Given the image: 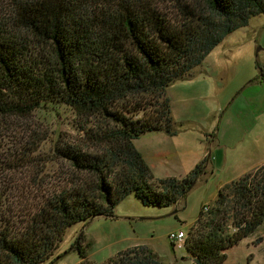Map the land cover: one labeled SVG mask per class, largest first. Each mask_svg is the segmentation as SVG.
I'll return each mask as SVG.
<instances>
[{
    "label": "trees",
    "instance_id": "16d2710c",
    "mask_svg": "<svg viewBox=\"0 0 264 264\" xmlns=\"http://www.w3.org/2000/svg\"><path fill=\"white\" fill-rule=\"evenodd\" d=\"M261 14L264 0H0V125L62 108L80 118L77 136L31 129L16 149L0 138V264H52L69 227L113 217L129 194L145 206L182 200L208 157L184 177H155L134 140L173 134L167 86L193 77L229 33ZM44 139L68 168L50 183L32 175L28 190L14 176ZM231 184L186 231L194 264H227L226 249L264 222V163ZM231 194L235 223L226 232ZM80 240L71 245L80 264H93ZM101 264L164 262L139 245Z\"/></svg>",
    "mask_w": 264,
    "mask_h": 264
},
{
    "label": "rangeland",
    "instance_id": "374dc122",
    "mask_svg": "<svg viewBox=\"0 0 264 264\" xmlns=\"http://www.w3.org/2000/svg\"><path fill=\"white\" fill-rule=\"evenodd\" d=\"M166 94L175 132H145L134 140L135 146L155 177H184L207 156L204 172L177 204L145 206L129 194L114 207L113 217L96 216L72 225L52 264H80V255L71 245L81 234V244L93 264L139 245L152 249L164 264H194L185 247L172 246L168 234L187 231L203 205H214L219 190L226 191L241 175L254 172L264 163V15L251 17L247 25L229 33L195 68L193 77L169 84ZM79 119L67 108L58 113L37 112L31 118H14L0 125V138L4 148L16 149V144L21 147L27 141L31 129L43 136L53 129L63 137L77 136ZM52 147L49 139L42 140L37 158L30 157L33 161L25 163L14 180L28 190L32 183L27 179L32 175L43 176L49 183L57 180L68 162L53 156L56 150ZM1 179L8 181L7 177ZM236 198L233 194L227 198L226 209L231 206V210L226 232L234 230ZM226 254L227 264H264V222L253 234L226 249Z\"/></svg>",
    "mask_w": 264,
    "mask_h": 264
},
{
    "label": "built area",
    "instance_id": "2783aa9c",
    "mask_svg": "<svg viewBox=\"0 0 264 264\" xmlns=\"http://www.w3.org/2000/svg\"><path fill=\"white\" fill-rule=\"evenodd\" d=\"M204 210H207V205H204ZM187 233L184 230L171 231L168 238L173 247L183 248L185 244Z\"/></svg>",
    "mask_w": 264,
    "mask_h": 264
},
{
    "label": "crops",
    "instance_id": "0c3cea01",
    "mask_svg": "<svg viewBox=\"0 0 264 264\" xmlns=\"http://www.w3.org/2000/svg\"><path fill=\"white\" fill-rule=\"evenodd\" d=\"M216 48V47H215ZM200 67V66H199Z\"/></svg>",
    "mask_w": 264,
    "mask_h": 264
}]
</instances>
